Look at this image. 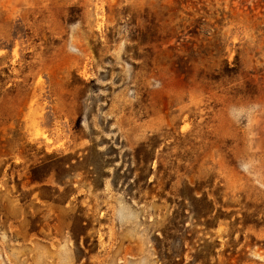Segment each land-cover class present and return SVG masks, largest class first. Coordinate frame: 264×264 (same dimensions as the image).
I'll list each match as a JSON object with an SVG mask.
<instances>
[{
  "label": "rangeland",
  "instance_id": "374dc122",
  "mask_svg": "<svg viewBox=\"0 0 264 264\" xmlns=\"http://www.w3.org/2000/svg\"><path fill=\"white\" fill-rule=\"evenodd\" d=\"M0 264H264V0H0Z\"/></svg>",
  "mask_w": 264,
  "mask_h": 264
}]
</instances>
